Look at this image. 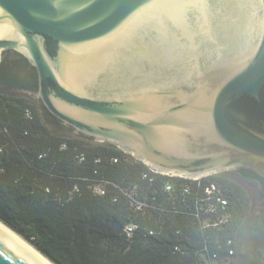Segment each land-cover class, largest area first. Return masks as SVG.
<instances>
[{
    "label": "water",
    "instance_id": "water-1",
    "mask_svg": "<svg viewBox=\"0 0 264 264\" xmlns=\"http://www.w3.org/2000/svg\"><path fill=\"white\" fill-rule=\"evenodd\" d=\"M7 50L76 134L162 175L264 179V0H0ZM0 264L40 263L0 231Z\"/></svg>",
    "mask_w": 264,
    "mask_h": 264
},
{
    "label": "trees",
    "instance_id": "trees-1",
    "mask_svg": "<svg viewBox=\"0 0 264 264\" xmlns=\"http://www.w3.org/2000/svg\"><path fill=\"white\" fill-rule=\"evenodd\" d=\"M28 64L19 55L3 58L0 81L19 85L21 72L37 96ZM51 123L65 128L38 97L0 92V222L52 264H242L251 203L225 173L162 175Z\"/></svg>",
    "mask_w": 264,
    "mask_h": 264
},
{
    "label": "rangeland",
    "instance_id": "rangeland-1",
    "mask_svg": "<svg viewBox=\"0 0 264 264\" xmlns=\"http://www.w3.org/2000/svg\"><path fill=\"white\" fill-rule=\"evenodd\" d=\"M19 73V85L17 83L10 84L0 81V92L13 95H23L32 99H37V96L33 95L31 92H28L22 87V85L24 84V75L21 72ZM49 126L52 130H61V132L67 136L77 137L76 134L68 131L66 128L58 130V127H55L53 129L52 127L54 125H52V123L49 124ZM223 177L240 186L248 195L251 203V215L243 225V229L240 234L238 256H242V264H264V228L256 224L255 221V216H260V214L258 215V213H261V211H259L258 208L259 203L261 204L263 200L261 197H258L257 194L251 193L250 188L252 186L244 182L236 173L228 171L223 175ZM255 189L256 188H254L253 190ZM246 254L248 255V257H245Z\"/></svg>",
    "mask_w": 264,
    "mask_h": 264
},
{
    "label": "flooded vegetation",
    "instance_id": "flooded-vegetation-1",
    "mask_svg": "<svg viewBox=\"0 0 264 264\" xmlns=\"http://www.w3.org/2000/svg\"><path fill=\"white\" fill-rule=\"evenodd\" d=\"M11 55H12V57H13V55H19V58H20V56H22V55H20L19 53L15 52V51L7 50V51H4V52L1 54V60H2L3 58H7V57H9V56H11ZM22 57H23V56H22ZM29 66H30L31 69H32V66L28 64V66H26V70H27V71L30 69ZM31 69H30L29 71H31ZM23 80H24V82H25V89L27 90V88L30 87L29 77H27V75H25V78H24ZM65 128H66L68 131L73 132L74 134H76L71 128H69V127H67V126H65ZM76 135H77V136H81V135H79V134H76ZM237 171H238V170H237ZM229 172H233V173H235L236 170H234V171H229ZM224 173H227V172H224ZM238 176H239V175H238ZM242 180H243L244 182H246L248 185H251V186H252V187L250 188V192H251V193H253V194H254V193L257 194L258 197H261L262 200H263V202H262L261 204L259 203V208H258V210L261 211V213H258V215L260 214V216L256 217V218H255V221H256V224H258V225L262 226V228H264V182H261V181H259V180H257V181H255V180L252 181V180L243 179V178H242ZM254 188H256V189L253 190ZM252 191H253V192H252ZM244 252H245V249H244ZM245 257H248V255L246 254Z\"/></svg>",
    "mask_w": 264,
    "mask_h": 264
},
{
    "label": "bare ground",
    "instance_id": "bare-ground-1",
    "mask_svg": "<svg viewBox=\"0 0 264 264\" xmlns=\"http://www.w3.org/2000/svg\"><path fill=\"white\" fill-rule=\"evenodd\" d=\"M0 231L7 236L9 239L19 244L27 253L33 256L40 264H52L38 252H36L27 242H25L22 238H20L17 234L12 232L2 223H0Z\"/></svg>",
    "mask_w": 264,
    "mask_h": 264
},
{
    "label": "built area",
    "instance_id": "built-area-1",
    "mask_svg": "<svg viewBox=\"0 0 264 264\" xmlns=\"http://www.w3.org/2000/svg\"><path fill=\"white\" fill-rule=\"evenodd\" d=\"M97 191H98V192H100V190H99V189H98ZM101 193H102V192H101ZM129 230H131V229H129Z\"/></svg>",
    "mask_w": 264,
    "mask_h": 264
},
{
    "label": "crops",
    "instance_id": "crops-1",
    "mask_svg": "<svg viewBox=\"0 0 264 264\" xmlns=\"http://www.w3.org/2000/svg\"><path fill=\"white\" fill-rule=\"evenodd\" d=\"M258 217V216H255V218Z\"/></svg>",
    "mask_w": 264,
    "mask_h": 264
}]
</instances>
